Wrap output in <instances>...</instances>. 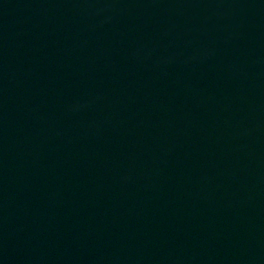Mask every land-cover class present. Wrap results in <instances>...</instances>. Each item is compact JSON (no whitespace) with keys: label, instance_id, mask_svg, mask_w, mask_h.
Listing matches in <instances>:
<instances>
[{"label":"water","instance_id":"1","mask_svg":"<svg viewBox=\"0 0 264 264\" xmlns=\"http://www.w3.org/2000/svg\"><path fill=\"white\" fill-rule=\"evenodd\" d=\"M0 264H264V0H0Z\"/></svg>","mask_w":264,"mask_h":264}]
</instances>
